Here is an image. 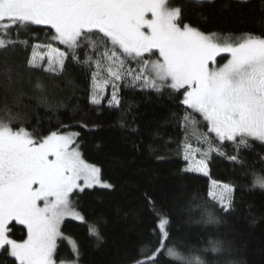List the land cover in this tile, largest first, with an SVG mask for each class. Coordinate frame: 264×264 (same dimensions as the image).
<instances>
[{
    "label": "snow or ice",
    "instance_id": "snow-or-ice-1",
    "mask_svg": "<svg viewBox=\"0 0 264 264\" xmlns=\"http://www.w3.org/2000/svg\"><path fill=\"white\" fill-rule=\"evenodd\" d=\"M186 21L184 6L172 0H0V49L27 45L26 40L12 38L14 28L18 37L20 29L48 26L55 33L52 39L65 50L45 45L44 65L45 55L37 51L40 46L33 47L28 72L42 68L58 75L64 72L67 59L90 69L94 64L92 105L101 104L110 84L108 106L121 108L124 101L118 82L158 96L167 92L184 106L179 123L184 131L183 158L188 161L185 171L208 176L207 161L215 153L240 166L249 179L243 187L264 191V167L249 165L243 156V150H252L254 142L264 145V34L209 33ZM81 49L91 54L85 51L81 60ZM221 53L228 56L218 65ZM7 79L11 82L12 76ZM35 87L42 89L39 82ZM0 113V252L14 258L12 264H79V245L61 226L66 218L86 222L74 199L77 190L112 185L102 179L99 167L83 159L78 132L57 130L43 135L29 131L24 117L6 103ZM121 126H127L123 120ZM229 144L232 154L226 150ZM211 185L212 203H194L192 209L199 212L194 222L206 229L235 212L234 192L240 187L216 180ZM197 199L193 195V202ZM152 204L158 218L155 247L152 242L146 244L142 259L135 264H160L161 257L168 264H243L232 258L238 254L234 242L218 237H210L203 248L179 247L172 240L171 218ZM251 222L255 223L254 217ZM17 225L26 233L20 238L14 236ZM88 231L97 241L103 239L96 224H89ZM62 240L71 247L72 261L57 260ZM208 254L214 257L212 261Z\"/></svg>",
    "mask_w": 264,
    "mask_h": 264
},
{
    "label": "trees",
    "instance_id": "trees-1",
    "mask_svg": "<svg viewBox=\"0 0 264 264\" xmlns=\"http://www.w3.org/2000/svg\"><path fill=\"white\" fill-rule=\"evenodd\" d=\"M172 2L183 5L186 22L202 31L235 37L249 32L264 34V0ZM54 35V30L45 26L20 29L18 37L13 29V39L28 43L0 49V108L6 103L19 113L29 131L43 135L57 130L78 132L83 159L99 167L102 179L112 185L76 192L74 199L86 222L70 219L61 226L63 233L79 245V264H135L142 259L141 249L146 244L152 242L154 249L158 218L152 202L171 218L172 240L179 247L203 248L210 237H218L234 242L238 254L232 258L243 264H264V191L243 187L249 179L242 175L240 166L215 153L207 161L208 176L185 171L188 165L183 158L184 131L179 123L184 106L167 92L158 96L151 90L125 87L118 82L124 101L121 108L108 106V92L100 105H92L89 96L94 64L90 69L67 59L64 72L58 75L42 68L28 72L27 60L33 47L39 45L40 54L47 52V44L65 50L64 45L52 39ZM85 51L91 54L90 50H79L81 60L85 59ZM41 63L47 65L46 56ZM9 68L12 71L7 73ZM8 75L12 76L11 82ZM37 82L42 89L35 87ZM111 88L110 85L107 90ZM121 120L127 126L122 127ZM192 145L197 146L195 138ZM226 150L232 154L231 144ZM243 156L249 165L264 167V145L259 142H254L252 150H243ZM196 158L200 159L199 153ZM212 180L240 187L234 192L235 212L220 225L206 229L194 222L199 219V212L192 209L194 203H212L208 197ZM193 195L198 197L195 202ZM253 217L255 223L251 222ZM93 223L99 228L101 241L89 235L88 226ZM25 234L23 226L17 225L15 238ZM207 258L214 259L212 254ZM60 259H75L66 240L58 242L57 260ZM13 260L0 252V264H12ZM160 264H168L165 257L160 258Z\"/></svg>",
    "mask_w": 264,
    "mask_h": 264
},
{
    "label": "rangeland",
    "instance_id": "rangeland-1",
    "mask_svg": "<svg viewBox=\"0 0 264 264\" xmlns=\"http://www.w3.org/2000/svg\"><path fill=\"white\" fill-rule=\"evenodd\" d=\"M205 1H209V0H205ZM239 1H241V0H239ZM35 26H44V25H35ZM45 27H48V26H45ZM58 42V41H57ZM59 43V42H58ZM47 52H48V50H47ZM47 52H45L43 55H45L46 56V53ZM227 56H228V54L227 53H221V55L220 56H218L217 57V62H218V65H220V64H222V63H224V62H226V58H227ZM107 87H110V84L107 86ZM107 87L105 88V91H104V93H103V97L105 98V96L107 95V92L109 93V97L111 98V95H112V88L111 89H109V90H107ZM103 98V99H104ZM66 133H71V132H66ZM62 134H64V133H62ZM197 159V158H196ZM187 165H188V161H187ZM196 173V172H195ZM199 174H202V175H204L203 173H201V172H198ZM205 176V175H204ZM80 183L82 184L83 182L82 181H80ZM94 187H97V188H100V186H98V185H96V186H94ZM212 187V185H211V182H210V186H209V188H211ZM85 189H90V188H85ZM76 192H79V190H77ZM70 219H72V218H66L65 220H70ZM73 220H75V219H73ZM76 221H79V220H76ZM80 222V221H79Z\"/></svg>",
    "mask_w": 264,
    "mask_h": 264
}]
</instances>
